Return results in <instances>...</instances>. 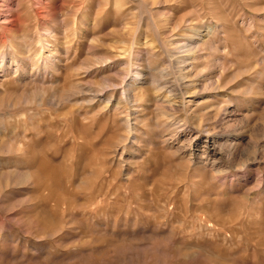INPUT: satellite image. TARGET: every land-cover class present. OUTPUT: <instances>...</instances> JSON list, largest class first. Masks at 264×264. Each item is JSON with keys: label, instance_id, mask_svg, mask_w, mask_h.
Listing matches in <instances>:
<instances>
[{"label": "rangeland", "instance_id": "rangeland-1", "mask_svg": "<svg viewBox=\"0 0 264 264\" xmlns=\"http://www.w3.org/2000/svg\"><path fill=\"white\" fill-rule=\"evenodd\" d=\"M0 264H264V0H0Z\"/></svg>", "mask_w": 264, "mask_h": 264}]
</instances>
